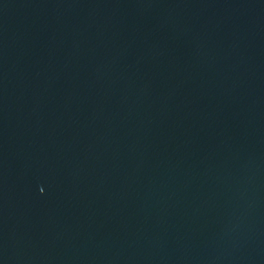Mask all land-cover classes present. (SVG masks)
I'll list each match as a JSON object with an SVG mask.
<instances>
[{"label": "water", "instance_id": "95a60500", "mask_svg": "<svg viewBox=\"0 0 264 264\" xmlns=\"http://www.w3.org/2000/svg\"><path fill=\"white\" fill-rule=\"evenodd\" d=\"M0 264H264V0H0Z\"/></svg>", "mask_w": 264, "mask_h": 264}]
</instances>
